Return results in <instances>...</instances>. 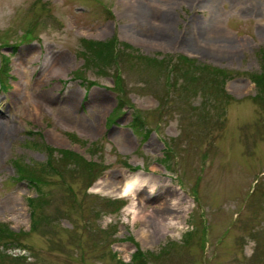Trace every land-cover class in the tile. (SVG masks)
I'll return each instance as SVG.
<instances>
[{
    "label": "rangeland",
    "instance_id": "rangeland-1",
    "mask_svg": "<svg viewBox=\"0 0 264 264\" xmlns=\"http://www.w3.org/2000/svg\"><path fill=\"white\" fill-rule=\"evenodd\" d=\"M84 38L114 42L110 66L84 65ZM4 53L0 221L29 232L0 238V264H132L137 250L146 264H264V96L251 78L264 70V0H0V64ZM136 113L142 136L126 126ZM63 148L108 167H75ZM135 174L131 202L115 187Z\"/></svg>",
    "mask_w": 264,
    "mask_h": 264
},
{
    "label": "trees",
    "instance_id": "trees-1",
    "mask_svg": "<svg viewBox=\"0 0 264 264\" xmlns=\"http://www.w3.org/2000/svg\"><path fill=\"white\" fill-rule=\"evenodd\" d=\"M82 42L91 49V51L93 52V55H94V56H91V59H89V57H88L87 63H94L96 65L95 67H97V68H100V65H103L102 67H108V65L109 66L111 65L112 61L114 60V55H115V53H114V42H112V40L100 42V41L82 39ZM123 45L126 46L127 48L130 47L128 44H125V43H123ZM138 58L146 61L145 65L148 68H149V66H151L152 68L155 67V65L153 63L163 64V62L161 60H158V62L155 61L152 63V61H151L152 59H149L147 57L139 56ZM153 59H155V58H153ZM177 59H178V61L187 65L188 67L189 66L198 67L197 65L193 64L194 60H190L189 58H187L183 55H178ZM7 62H8V57H5L3 67H4V65L7 64ZM164 63L166 64V67L168 66V69H169L171 67L172 61L171 60L166 61V59H164ZM205 66H208L207 69L201 70L202 68H205ZM198 69L201 71L211 72V74H212V72H214L217 75L218 74L221 75L225 79L227 77L226 73L222 69L210 67L209 65L202 64V65H200V67ZM171 71H172V69H171ZM3 72H4V70L2 68V71L0 70V84L3 88H6L8 86V83H7L6 75L4 77ZM184 72H186V71H184ZM251 78H253V82L255 83L256 87L259 88L258 89V97L261 96L263 98V96H264V70L258 74L251 75ZM119 79H120V77H119V75H117L116 79L114 80L115 81V85L113 87L114 91L119 88ZM191 81H196V80L191 79ZM222 91L225 95H227V93H225V91L223 90V87H222ZM115 92L118 94L119 92H121V90L118 92L117 91H115ZM117 100H118V105H117L118 112L117 113L119 115L120 113H122L123 98L119 97ZM133 123H134V126H136V127H142L144 125L142 118H140V116H138L137 113L133 116ZM149 132H150L149 130H146L144 135L145 136L148 135ZM47 149L52 150L53 148L47 147ZM58 152H61L63 155V158L66 161H68V163L72 162V164H74L75 167L81 163H83L85 166H95L96 165L95 163L86 161L82 156H80L79 154L74 153L72 151L58 150ZM15 163H17V162H15ZM49 166L52 169L54 168L53 164L51 162H50ZM16 168H17V171L19 174V178H21V179L27 178L30 182H32V184H37L39 182V180L41 179L40 173H36L34 170H29L30 167H28L27 164H21L19 162V165ZM54 170H55V168H54ZM42 196L43 195L40 196L38 194V196H36L35 198H29L28 199L29 206L32 209H35V207H37V205L39 203L43 202L44 199L41 198ZM38 222H39L38 219H34V221H33L34 227L38 226ZM18 235L23 236L25 234L21 231L14 232L12 229H10L8 227L7 224L0 223V238L7 239L8 244L10 241L14 240L13 237H17ZM134 258L135 259H134L133 263H136L138 261L139 262L138 264H146V262H144L142 259H140L141 256H140V252H138V250L134 254ZM0 259H2L1 251H0Z\"/></svg>",
    "mask_w": 264,
    "mask_h": 264
},
{
    "label": "bare ground",
    "instance_id": "bare-ground-1",
    "mask_svg": "<svg viewBox=\"0 0 264 264\" xmlns=\"http://www.w3.org/2000/svg\"><path fill=\"white\" fill-rule=\"evenodd\" d=\"M168 17H169V14H166V13L162 16V23L161 24H162L163 28H167V26H168V22H169V18ZM194 24L197 26L196 23H194ZM194 29L195 30H200L198 27L197 28L194 27ZM166 33L167 32H164L163 35H165ZM74 95H75V92H72V91L68 94V99H69L70 102L72 101V103H73ZM3 124H4V126L1 127V128L4 131V130L8 129L7 121L6 120L3 121ZM139 174H135V175H132V176L125 175L124 178H123V184L121 185V187H119V186L115 187L118 195H123V196L128 195V196H130L129 198H130L131 202H133V200L137 199V195L136 194H137V191H139V186L141 185L140 184V180H138V175ZM119 175H122V174L119 173L117 176H119ZM119 177H121V176H119ZM169 192H170V194H168V195H172L173 193L177 194L176 190H174L173 188ZM139 193H140V191H139ZM174 199H176V198H174ZM182 201H183L182 197L179 198V201H177V199L176 200H172V201H164L161 204L162 206H160V212L159 213L161 214V216L170 215L171 213H173L175 211V209L173 207L178 206L179 203H181ZM131 202H130V204H131ZM168 202H170V203H168ZM132 204L130 205V207L132 206ZM170 206H172V208H170ZM132 212H136L135 208L133 209ZM133 217H135V214L133 215Z\"/></svg>",
    "mask_w": 264,
    "mask_h": 264
}]
</instances>
